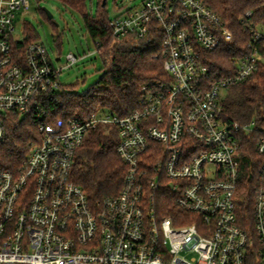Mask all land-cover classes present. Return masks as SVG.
Instances as JSON below:
<instances>
[{
    "label": "built area",
    "instance_id": "2783aa9c",
    "mask_svg": "<svg viewBox=\"0 0 264 264\" xmlns=\"http://www.w3.org/2000/svg\"><path fill=\"white\" fill-rule=\"evenodd\" d=\"M29 8V0H0V142L13 116L33 119L40 133L18 171L0 169V264H264V123L230 121L222 102L254 72L259 32L252 28L233 74L209 78L202 52L232 33L202 0L119 8L109 21L117 39L163 35L167 79L144 86L125 115L99 108L62 118L53 117L60 75L83 56L53 58L26 28L16 33L17 13ZM100 127L115 130L126 169L121 190L92 203L72 172ZM254 134L250 229L239 221L237 192L243 137ZM163 194L183 212L177 221L158 214Z\"/></svg>",
    "mask_w": 264,
    "mask_h": 264
},
{
    "label": "trees",
    "instance_id": "16d2710c",
    "mask_svg": "<svg viewBox=\"0 0 264 264\" xmlns=\"http://www.w3.org/2000/svg\"><path fill=\"white\" fill-rule=\"evenodd\" d=\"M61 1L81 13L89 35L95 42H100L96 44L97 54L105 68L99 81L83 93L62 85L58 99L53 101V117L85 116L99 108L125 115L137 106L144 86L167 79L160 55L161 33L151 30L143 37L129 36L136 41L128 43L117 39L111 31L109 21L112 16L107 9V0L105 4L103 0H98L96 13L88 9V0ZM202 1L232 33L231 39L222 41L211 51L202 52L208 67V77L231 75L235 71V61L249 49L254 35L252 28L259 32L258 27L264 26V0ZM41 11L49 18L44 8ZM247 11L251 12L250 16H246ZM26 30L35 37L30 26L26 25ZM259 34L255 45L260 57L254 72L227 89L223 98V106L230 121L249 123L255 120L264 123V34ZM39 137L36 121L27 117H11L6 124V136L0 142V169L18 171ZM116 138L115 130L107 133L104 127L94 129L76 152L72 179L83 187L92 203L116 195L122 188L126 168L116 151ZM256 138L257 134L243 137L246 174L237 192L239 221L250 229L254 185L249 179L248 168L255 156ZM163 195L158 199V214L170 215L177 221L178 214L183 212L171 205L169 195Z\"/></svg>",
    "mask_w": 264,
    "mask_h": 264
},
{
    "label": "rangeland",
    "instance_id": "374dc122",
    "mask_svg": "<svg viewBox=\"0 0 264 264\" xmlns=\"http://www.w3.org/2000/svg\"><path fill=\"white\" fill-rule=\"evenodd\" d=\"M30 8L23 13L19 11L15 17L16 33H21L26 25L31 32L44 42L52 57L59 53L64 61L65 56L73 52L83 56L73 66L65 69L60 80L74 91L83 93L99 81L105 65L97 54L96 42L89 35L80 12L62 3L61 0H29ZM143 0H107V9L115 16L119 8L139 6ZM98 0H88V9L96 13ZM47 8L52 18H47L41 9ZM264 34V26L258 27ZM128 43L135 42L134 38L121 39ZM120 40V41H121Z\"/></svg>",
    "mask_w": 264,
    "mask_h": 264
},
{
    "label": "water",
    "instance_id": "95a60500",
    "mask_svg": "<svg viewBox=\"0 0 264 264\" xmlns=\"http://www.w3.org/2000/svg\"><path fill=\"white\" fill-rule=\"evenodd\" d=\"M105 3H106V0H103V4H105ZM44 10L47 13L48 17L52 18V13L47 8H44Z\"/></svg>",
    "mask_w": 264,
    "mask_h": 264
}]
</instances>
